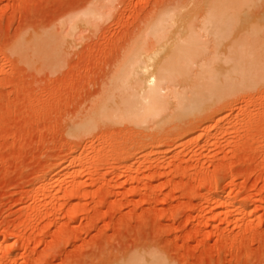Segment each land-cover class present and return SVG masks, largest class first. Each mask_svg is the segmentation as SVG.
<instances>
[{"label": "rangeland", "instance_id": "1", "mask_svg": "<svg viewBox=\"0 0 264 264\" xmlns=\"http://www.w3.org/2000/svg\"><path fill=\"white\" fill-rule=\"evenodd\" d=\"M262 40L264 0H0V264H264V81L192 122L125 113L141 68L205 92Z\"/></svg>", "mask_w": 264, "mask_h": 264}, {"label": "bare ground", "instance_id": "2", "mask_svg": "<svg viewBox=\"0 0 264 264\" xmlns=\"http://www.w3.org/2000/svg\"><path fill=\"white\" fill-rule=\"evenodd\" d=\"M218 1L223 3L225 7H231L232 10H236L242 3L249 4L252 0ZM260 28L261 26L259 29ZM230 56L231 61L229 62L226 76L220 77L219 75L221 74H219L209 82L204 83L203 85L209 86L205 92L196 91L195 93H192L188 91V88L186 87L181 89H165L164 84L167 80H170V78L167 79L170 70L168 63L166 62L157 64L156 67L153 68V72H150L152 75L150 74L151 77L149 79H145L147 73L145 67L141 68L138 78L139 81L137 82V86L139 85L141 87V91L139 89V94L132 97L129 105L130 108H133L125 112L126 116H128L129 120L132 122L140 125L150 121L158 123L159 120L167 118L175 119L179 122H182L183 120L192 122L199 120L201 116H206L216 106L228 104L235 95H243L246 91L256 87V85L264 81V40L260 42L259 46L249 47L247 49H234ZM221 67H219V70L223 71L224 69ZM250 91L251 90H249V92ZM173 101L177 102L173 104ZM224 119L225 117H220L217 122L223 121ZM183 122L185 123V121ZM153 153L154 151L152 152L150 150L147 154L144 153V156H150ZM155 153L157 154L156 150ZM128 168L126 170L130 173L132 168ZM216 196L219 201L224 195L221 191L220 193H217ZM232 208L233 210H239L243 213L248 212V209L244 206L241 207L240 205L235 204ZM129 264L166 263L158 254L149 253L141 258L134 259Z\"/></svg>", "mask_w": 264, "mask_h": 264}]
</instances>
